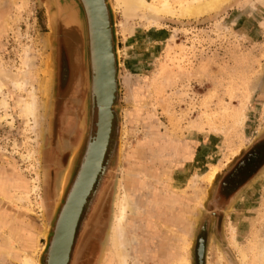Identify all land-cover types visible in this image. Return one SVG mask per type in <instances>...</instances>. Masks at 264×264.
<instances>
[{"label":"rangeland","instance_id":"374dc122","mask_svg":"<svg viewBox=\"0 0 264 264\" xmlns=\"http://www.w3.org/2000/svg\"><path fill=\"white\" fill-rule=\"evenodd\" d=\"M110 1L121 124L73 264H115L111 233L125 192L137 206L122 222L130 264H200L201 240L203 264H264V0H227L191 19L177 14L190 0H147L151 11ZM51 34L44 0H0V264H40L96 133L82 37L60 27L52 46ZM18 73H27L23 90L11 83ZM31 92L36 119L24 112Z\"/></svg>","mask_w":264,"mask_h":264},{"label":"bare ground","instance_id":"6f19581e","mask_svg":"<svg viewBox=\"0 0 264 264\" xmlns=\"http://www.w3.org/2000/svg\"><path fill=\"white\" fill-rule=\"evenodd\" d=\"M50 1H54V0H50ZM124 1H125L124 3L127 4V7H129L132 10L143 8V9H148L149 11H151L153 10V8H155V7H152L147 2V0H124ZM226 1L227 0H190L186 2L185 4L180 5L181 7L179 11H177V14L179 15L180 18H187V19L200 17L206 13L215 11ZM91 2L92 4H94L95 12H96V24H97V29H98V43H99L98 48L100 51V57H101V62H102L101 64L102 74L101 75L103 77L102 88L100 90H101V98H103V102H104L103 109H106L107 104L109 103V98H110V95H109L110 93V83H109L110 71L108 72L109 62H108V54H107V31H106V25L104 22V18L101 15L100 4L98 3L97 0H91ZM166 4L164 3V5ZM168 5L169 3L166 6L168 7ZM166 6L163 8H167ZM169 10L171 13H175V11H171V9ZM57 14L63 16L62 19L64 20L66 24L74 23L77 21L76 11H74V9L69 7L68 5H66V7L59 6L57 8L55 15ZM50 45H51V42H50ZM23 58H24L23 59L24 65L29 66V64L31 63L30 55L26 53L24 54ZM1 74L2 72L0 70V76ZM26 74L24 73V75H22L18 73V75L15 78L13 77L14 79H12L11 83L16 90H23L28 85L29 80ZM5 78L10 80L9 76H6ZM45 78H44L43 85H42V91L46 93L45 96L47 98L48 97L47 95L49 93V87L51 85L50 74L47 76L48 79L46 78L45 80ZM3 88H4V84L0 81V95L3 94ZM87 88L89 90L88 86ZM30 94H32L30 96L31 101H29V103L24 104V112L28 113L29 115H32V117L36 119L35 117L36 100L34 98L33 93L31 92ZM6 96H3V106L8 108L7 102L5 101L7 99ZM108 120H109L108 119V109H106L102 111L101 140H99L98 142L89 143L87 152L89 151L91 146L93 147L92 149L93 153H92L91 160L87 163V165L83 164L85 165L84 166L85 170L82 172L84 168L83 167L81 168L82 173L80 175L82 176L80 177L79 175V177H77L78 178L77 181L75 180L72 186V187L75 186V188H74L72 198L70 201V206L64 216L65 217L64 223L61 226L60 237H59V248L55 251V257H54L55 259L53 262L54 264H67V262L71 258V254H72L71 242H72V237H73L74 223L76 222V219L78 218V213L80 211V208L83 206L85 202L88 201L87 194L90 191H92V189L94 190V188H92L94 178L97 175V172L99 171L101 164L104 167L107 152L105 153V156H103L104 155L103 148L106 142L105 138L107 134ZM97 130L98 129L96 126V133L93 136L94 140L95 138H97L96 137ZM87 156L88 154H85L84 161H86ZM102 195H103V192H102ZM102 195L100 193V196ZM118 197L119 199L116 203V216H115L116 221H115V224L113 225V230L111 233V241H112L113 247L110 250L109 261L114 262L115 264H130L128 252H127L128 250L127 249L128 244L126 240L127 232L124 226L122 225L123 224L122 222L129 215V213L133 214L137 210V206L135 205L133 201L134 197L131 194V192H125V194L118 196ZM100 198L101 197H99V199L97 200L98 203L101 202V201L99 202ZM94 210L95 209H92L90 215L93 214ZM88 222H89V218H88L87 224ZM74 238L76 239V235ZM75 239L73 240V243H75ZM32 263L33 262L31 258L29 257L24 258L23 264H32Z\"/></svg>","mask_w":264,"mask_h":264},{"label":"water","instance_id":"95a60500","mask_svg":"<svg viewBox=\"0 0 264 264\" xmlns=\"http://www.w3.org/2000/svg\"><path fill=\"white\" fill-rule=\"evenodd\" d=\"M45 1V6L47 8L48 12V17H49V23L50 27L52 29V34L50 38L51 45L53 46L56 37L59 32V28H63L65 30H71L75 29L77 30L83 40V55H84V61H85V75H86V81H87V86L89 87V92H90V104H91V118H92V123L94 124V116L95 114L97 115V134L95 140L93 139V136L89 138V142L87 146L85 147L84 154H83V161L81 165L78 168V171H75V174L73 176V179H71V187L74 184V181H77V177L85 170L84 166L87 165V163L91 160L92 153H93V147L89 149L87 152L89 143L91 142H98L101 140L102 137V111L108 109V122H107V134H106V142L105 146L103 148V156H105V153L108 152L109 146H110V141L112 138V130H113V125L114 121L116 120V123L118 126L121 124V115L120 111L117 108V103L119 99V94H120V80H119V50H118V41H117V31H116V24H115V16H114V11L113 7L111 5L110 0H97L98 3L100 4V9H101V15L104 18V22L106 25V31H107V54H108V72L110 71V98H109V103L107 104V108L103 109V98H101V88H102V83H103V77H102V72H101V57H100V51L98 48V29H97V24H96V12H95V7L94 4H92L91 0H44ZM68 5L69 7L73 8L74 11H76L77 15V21L74 23L66 24L64 20L62 19L63 16L61 15H55L57 8L60 7H66ZM92 131V129H91ZM94 144V143H93ZM117 148V144L114 146L113 149V157L115 154V150ZM85 154H88L86 161H84V156ZM103 159V158H102ZM85 164V165H83ZM84 168L81 172V168ZM105 171H107V168H104L101 164L99 171L97 172V175L94 178L93 186L92 188H95L97 184V179L99 178V175ZM76 176V177H75ZM82 175H80L81 177ZM74 187H72V190L70 194L67 195V199L65 203L59 207L57 211V216L55 217L54 221V230L52 233H50L49 239L47 241L46 248L44 250V253L41 257L40 264H54V257H55V251L59 248V237H60V230L61 226L64 223L65 219V214L66 211L68 210L70 206V201L72 198V194L74 191ZM93 191V189H92ZM92 191H90L87 194V197L90 198ZM103 190H101L97 196L93 204L89 205L90 209L88 210V217L85 219V225H84V230L87 227V221L89 218H92L93 214L97 210L98 206L100 203L97 202L99 199L100 193L102 195ZM86 197V198H87ZM101 200V198H100ZM99 200V202H100ZM88 202V201H87ZM87 202L83 204V206L80 208V211L78 213V218L76 219V222L74 223V228H73V237H72V254L70 260L67 262V264H73L74 259L76 257V249H75V243H73V240L75 239V235L77 233V228L79 225V221L82 218L81 215L85 212L86 207H87ZM95 207V208H94ZM92 209H95L93 214H91ZM91 216V217H90ZM89 223V222H88ZM76 241V239H75ZM203 255H204V241L201 240L200 242V247H199V260L200 264H203Z\"/></svg>","mask_w":264,"mask_h":264},{"label":"flooded vegetation","instance_id":"af4514ba","mask_svg":"<svg viewBox=\"0 0 264 264\" xmlns=\"http://www.w3.org/2000/svg\"><path fill=\"white\" fill-rule=\"evenodd\" d=\"M88 200H89V198H88Z\"/></svg>","mask_w":264,"mask_h":264}]
</instances>
